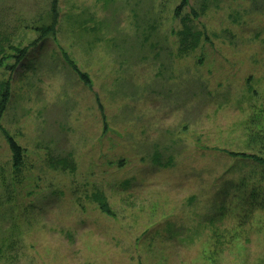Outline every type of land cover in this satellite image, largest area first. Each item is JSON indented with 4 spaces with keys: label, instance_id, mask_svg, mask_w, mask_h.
Segmentation results:
<instances>
[{
    "label": "rangeland",
    "instance_id": "1",
    "mask_svg": "<svg viewBox=\"0 0 264 264\" xmlns=\"http://www.w3.org/2000/svg\"><path fill=\"white\" fill-rule=\"evenodd\" d=\"M57 1L39 42L51 1L0 0V264H264V170L228 155L263 153L264 0Z\"/></svg>",
    "mask_w": 264,
    "mask_h": 264
},
{
    "label": "trees",
    "instance_id": "2",
    "mask_svg": "<svg viewBox=\"0 0 264 264\" xmlns=\"http://www.w3.org/2000/svg\"><path fill=\"white\" fill-rule=\"evenodd\" d=\"M51 1V5H50V12H49V16L46 18L45 17V21L40 25V26H35L33 27L34 30H36V32H38V38L37 40L39 42L43 41L45 38L54 35L55 29H56V24H57V20H58V1L57 0H50ZM190 0H181L180 4L178 7H176L177 9L175 10V16H180V13L182 12L183 9H185L188 5H189ZM184 22V19L182 20ZM183 36H191L192 41L196 42V40H198V36H195L194 33L191 32V30L189 29V27H187L185 25L184 30L181 31ZM11 37L8 38H1L0 40V56H2L4 53L2 51L6 50H12L13 52V56L11 58H13L14 60H16V65L21 63V60L24 59V55L26 54V52H24L23 50L26 51V49L23 50H17V47H12V43H11ZM35 43L33 44V46L37 45L38 43L36 42V40L34 41ZM192 43L190 44V47L192 48ZM6 55V54H5ZM5 55L2 57V59L0 60V63H2V60L4 59ZM27 58V56H25V59ZM67 61L69 66L73 69V71L78 75L79 79L81 81L84 82V84L89 83L88 81V77L83 74L78 72V68L77 66L71 62L70 60H68L67 57ZM19 66V65H18ZM8 66H6L5 68H7ZM8 68H12V67H8ZM9 87L8 85H1L0 86V122H1V118L2 115L4 113L5 110V106L6 103L8 101V97H9ZM1 126V125H0ZM1 130V127H0ZM6 135V139L8 142V147L10 148L11 154H12V168L18 169L19 167H21L23 165V149L22 147H20L12 137L8 136L7 133ZM264 143V141H263ZM263 153L261 155H247L244 153H228L229 156L234 157V158H243L244 160L247 159H251L250 161H253L254 164L256 163L259 167H261L264 170V145H263ZM94 201L96 202V204L98 205L99 210L102 213H105L106 215L112 216L113 213H111V210L108 206V204L106 203V198L103 197L101 194L100 195H94L93 196Z\"/></svg>",
    "mask_w": 264,
    "mask_h": 264
}]
</instances>
